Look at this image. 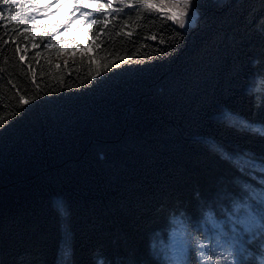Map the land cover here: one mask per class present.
I'll return each mask as SVG.
<instances>
[{
  "label": "trees",
  "instance_id": "obj_1",
  "mask_svg": "<svg viewBox=\"0 0 264 264\" xmlns=\"http://www.w3.org/2000/svg\"><path fill=\"white\" fill-rule=\"evenodd\" d=\"M82 1L97 6L98 48L67 62L50 59L73 49L69 33L0 4V264H176L183 229L203 239L195 225L264 184L251 167L264 158V0H194L187 30L139 0ZM262 262L257 235L244 264ZM183 264H201L195 247Z\"/></svg>",
  "mask_w": 264,
  "mask_h": 264
},
{
  "label": "snow or ice",
  "instance_id": "obj_2",
  "mask_svg": "<svg viewBox=\"0 0 264 264\" xmlns=\"http://www.w3.org/2000/svg\"><path fill=\"white\" fill-rule=\"evenodd\" d=\"M192 3L193 0H169L168 3L152 5L147 0H139V6L145 8L149 13H156L155 19L172 21L180 29L191 27L199 16L198 11L191 9ZM0 4L7 5V9H11L14 6L10 0H0ZM123 7H129L126 0ZM160 9H172L174 11L167 12L160 11ZM77 10L79 11V9ZM120 10L122 9H118V11ZM132 10H137L136 6H132ZM3 11V9H0V16H2ZM90 15L92 14L81 11V16L83 17ZM104 15L106 13H101V16ZM24 19L34 20L35 16L23 17L21 22ZM90 22L96 24L100 21L93 19ZM152 22L154 23V20ZM163 35L164 30L162 29L161 36ZM175 35L179 34L177 33ZM173 38V35H169L167 40H172ZM144 39H148V37H144ZM151 39H159L160 44L166 42L164 38H160L157 35H152ZM4 43H7V41L5 40ZM22 59L23 57H21ZM33 83H35L34 77ZM14 90L20 91L15 88ZM20 99L24 105H28L29 101L24 96H21ZM226 115L230 116V114ZM232 119L239 120V117H232ZM240 123L245 127L248 126L242 120H240ZM7 126L0 124V131H3ZM255 130L264 134V129ZM251 167L258 169L262 179H264V158H261L258 162L253 161ZM62 211L66 212L67 209L62 208ZM194 227L196 231L201 233L203 239L197 238L188 228L183 229L187 235L181 238L179 243L175 245L174 256L176 257V264H183L184 257L193 247L198 252L201 264H222V261L223 264H244V256L247 254L251 241L257 235L264 236V184L259 189L246 188L244 195L233 200L231 210L227 211L225 219L217 220L215 216L209 215L205 221V225L197 224ZM98 264H106V262L101 259L98 261Z\"/></svg>",
  "mask_w": 264,
  "mask_h": 264
},
{
  "label": "rangeland",
  "instance_id": "obj_3",
  "mask_svg": "<svg viewBox=\"0 0 264 264\" xmlns=\"http://www.w3.org/2000/svg\"><path fill=\"white\" fill-rule=\"evenodd\" d=\"M22 1L24 4H26L25 6L26 16L28 17L35 16L34 20L31 19L32 20L30 25L31 29L37 32L38 30L40 32L45 31L47 33L53 29L54 30L53 35H55L56 38H60L58 36L61 34L69 33V34H65L64 44L70 43L69 45L74 46L75 49L62 51L59 57L52 56L50 59L51 61L54 62H59L61 60H63L64 62L75 61L76 59L83 58L84 56H91L96 52L98 47L95 43L94 36L91 34V29L95 24L91 23L90 21L93 19L99 21V19L94 14V11H96L97 6L94 5L91 7H86L85 11L83 12H88L91 13L92 15L88 17L80 16V18L77 19L74 18L75 16L73 17L69 13L70 11L77 10L75 4L77 5L78 4L77 2L79 0H54L50 4L43 3V1H47V0H22ZM147 2L152 5H159L160 3H168L169 0H147ZM108 3H109V8H112L111 1H109ZM191 9L196 11L194 6V0L191 5ZM160 11L173 12L174 10L160 9ZM106 12H108V10H106L105 13ZM104 17L107 18V14L104 15ZM196 22L192 24V26H194ZM33 23L43 24V26L40 29H36L37 27H34L32 25ZM175 26L179 28L178 25ZM187 29L188 28L182 30H187ZM226 114L229 113L225 112L224 114L219 115V117L223 119H230L229 116ZM53 201L59 207V209L62 210V207H64L63 198L61 196H54Z\"/></svg>",
  "mask_w": 264,
  "mask_h": 264
},
{
  "label": "bare ground",
  "instance_id": "obj_4",
  "mask_svg": "<svg viewBox=\"0 0 264 264\" xmlns=\"http://www.w3.org/2000/svg\"><path fill=\"white\" fill-rule=\"evenodd\" d=\"M112 8H113V5H112Z\"/></svg>",
  "mask_w": 264,
  "mask_h": 264
}]
</instances>
